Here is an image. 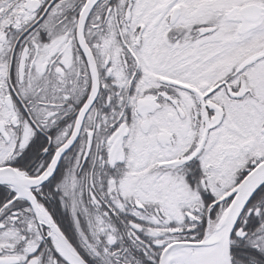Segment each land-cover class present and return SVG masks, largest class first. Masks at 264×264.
<instances>
[{
    "label": "snow or ice",
    "instance_id": "snow-or-ice-1",
    "mask_svg": "<svg viewBox=\"0 0 264 264\" xmlns=\"http://www.w3.org/2000/svg\"><path fill=\"white\" fill-rule=\"evenodd\" d=\"M0 264H264V0H0Z\"/></svg>",
    "mask_w": 264,
    "mask_h": 264
}]
</instances>
